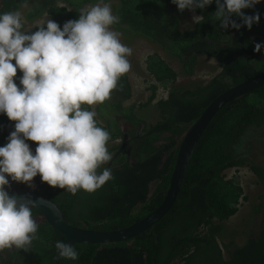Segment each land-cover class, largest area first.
Returning <instances> with one entry per match:
<instances>
[{
  "label": "trees",
  "instance_id": "16d2710c",
  "mask_svg": "<svg viewBox=\"0 0 264 264\" xmlns=\"http://www.w3.org/2000/svg\"><path fill=\"white\" fill-rule=\"evenodd\" d=\"M94 2L28 0L35 4L28 17L46 13L62 29L65 22L79 18L81 8ZM111 5L114 14L120 16L115 27L148 40L160 52L179 60L182 74L193 76L201 57L215 60L220 73L206 84L184 90L176 87L179 73L157 52L146 61L155 83L149 87L151 96L141 108L150 109L160 88L170 89L168 97L156 103L159 121L147 124L134 107H124L132 98L129 73L120 79L111 98L96 106V119L111 136L109 151L113 158L117 156L113 164L104 166L112 169L114 179L94 194L80 191L73 196L46 183L40 194L59 207L68 224L101 232L124 230L156 211L170 186L180 138L215 99L264 73V49L260 53L254 50L255 43H264V2L245 10L246 15L258 11L261 17L259 25H253L250 31L247 27L219 28L218 22H212L215 4L195 13H181L172 0H111ZM21 8V0H0V12ZM191 15L203 19L199 24L187 23ZM37 27L31 31H37ZM20 76L18 69V87H22ZM140 124L145 125L143 134L135 137L133 132ZM123 127L133 135L132 142H127L129 147L122 149V144L116 142L124 135ZM254 130L264 131V87L227 104L215 115L197 145L178 199L166 217L132 240L111 245L75 244L80 253L75 264H264V224L243 246L229 251L227 259L223 249L229 247L218 241L222 223L239 212L241 200L248 199L235 179H227L226 172L248 167L264 185V165L250 161L254 147L262 141L260 131L253 134ZM12 131L14 122L0 115V146L7 143ZM31 144L37 147L35 142ZM33 215L42 216L37 210ZM37 223L40 239L33 244V255L22 250L23 256L33 257L40 264H55V242L65 241V237L45 220ZM9 259L13 260V254ZM59 264L74 262L60 259Z\"/></svg>",
  "mask_w": 264,
  "mask_h": 264
},
{
  "label": "clouds",
  "instance_id": "9594fccd",
  "mask_svg": "<svg viewBox=\"0 0 264 264\" xmlns=\"http://www.w3.org/2000/svg\"><path fill=\"white\" fill-rule=\"evenodd\" d=\"M262 2L172 0L181 13L215 4L212 22L219 28L249 31L261 17L258 11L246 15L245 10ZM21 7H28V0H21ZM202 19L193 16L197 24ZM119 22L111 0L89 3L62 29L47 19L32 32L25 29L19 9L0 12V115L14 122V131L0 146V260L6 252L32 250L40 239L33 215L36 204L10 196L9 177L28 190L27 186L34 189L39 175L42 182L73 196L80 191L94 194L114 179L112 169L104 167L113 159L108 148L111 136L99 125L96 106L104 105L130 72L132 49L113 29ZM262 49L264 43H255L256 53ZM18 69L22 87L15 82ZM30 141L37 145L31 144L35 153ZM54 246L57 259L78 261L80 253L73 245L57 240Z\"/></svg>",
  "mask_w": 264,
  "mask_h": 264
},
{
  "label": "rangeland",
  "instance_id": "374dc122",
  "mask_svg": "<svg viewBox=\"0 0 264 264\" xmlns=\"http://www.w3.org/2000/svg\"><path fill=\"white\" fill-rule=\"evenodd\" d=\"M34 6L35 4L28 3V7H22L20 10L24 18L26 30L41 26L47 19H50L46 13L29 18L28 15L31 14ZM112 9L114 12V6H112ZM187 23H195L193 21V15L189 17ZM113 29L121 33V42L132 49V55L129 57L131 64L129 77L132 85V98L124 103V107H134L135 113L141 119L146 121L147 124H154L160 120V114L156 103L160 99H166L170 89L164 90L160 88L157 91L156 100L149 105L150 109L141 108V105L147 103L151 96L149 87L152 83H155V80L147 71L146 61L149 56L160 52V50L154 44L138 35H133L130 32L125 33L123 29L115 27V25ZM160 54L162 58L171 64L179 73L176 87L184 90L195 89L199 85L206 84L220 73L219 65L215 60L201 57L198 60L196 72L193 76L188 77L182 74V65L179 60L163 52H160ZM259 131V136L262 137V141H258L260 142L259 145L254 147L255 150H253L252 162L264 165V131L254 130L252 133H259ZM247 168L248 167H242L239 170L233 169L227 171L228 178L235 179L236 182L243 187L245 196L248 199L244 202L242 201L240 210L234 217L222 223L223 229L219 233L218 241L229 247L223 249L226 259L229 257V251L243 246L246 240L255 235L264 224V185L259 184L255 175L250 171V168Z\"/></svg>",
  "mask_w": 264,
  "mask_h": 264
},
{
  "label": "water",
  "instance_id": "95a60500",
  "mask_svg": "<svg viewBox=\"0 0 264 264\" xmlns=\"http://www.w3.org/2000/svg\"><path fill=\"white\" fill-rule=\"evenodd\" d=\"M262 87H264V73L225 92L211 103L201 117L189 127L188 131L180 140L175 168L162 205L140 222L124 230L101 232L76 228L65 221L62 211L55 203L39 193L27 189H19L9 191V195L15 196L20 202L34 201L36 207L33 210L39 211L50 227L63 235L65 242L70 245H111L132 240L153 228L173 209L197 145L215 115L227 104L243 96L252 94ZM59 262L60 259L56 258L55 264H59Z\"/></svg>",
  "mask_w": 264,
  "mask_h": 264
},
{
  "label": "flooded vegetation",
  "instance_id": "af4514ba",
  "mask_svg": "<svg viewBox=\"0 0 264 264\" xmlns=\"http://www.w3.org/2000/svg\"><path fill=\"white\" fill-rule=\"evenodd\" d=\"M145 128V125L144 124H140L139 127L136 129L134 133L135 137H139L143 134V130ZM124 135L123 137L121 138V140L119 141V145H121L122 149L123 148H126V147H129V145L127 144V142H132V135L133 133H129L128 132V129L127 127L124 128ZM130 147H132V145H130ZM115 159H117V156H115L113 158L111 162V164H113L115 162ZM9 179V178H8ZM9 182H10V189L8 191H12V190H19L20 187H25V184H22V183H17V182H13L9 179ZM36 221H38L39 223L40 222H43V217L42 216H38L37 218H35ZM29 252L33 255V250H29ZM10 254H13V260H10L9 257H10ZM0 264H40L35 258H24L23 256V252L22 250L17 253L15 251H12V252H6L3 257H2V260H0Z\"/></svg>",
  "mask_w": 264,
  "mask_h": 264
},
{
  "label": "built area",
  "instance_id": "2783aa9c",
  "mask_svg": "<svg viewBox=\"0 0 264 264\" xmlns=\"http://www.w3.org/2000/svg\"><path fill=\"white\" fill-rule=\"evenodd\" d=\"M28 143L30 144V147L32 148L33 153H35V150H34V148L32 147L31 143H30V142H28ZM33 184H34V189H33V188H29V187L26 185L27 188H28V190H29V191H32V192L40 193L41 190H42V188H43V186H44V182L41 181L39 175L34 179Z\"/></svg>",
  "mask_w": 264,
  "mask_h": 264
}]
</instances>
